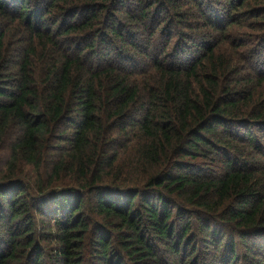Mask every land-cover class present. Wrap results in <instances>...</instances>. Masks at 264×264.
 <instances>
[{"label":"trees","instance_id":"trees-1","mask_svg":"<svg viewBox=\"0 0 264 264\" xmlns=\"http://www.w3.org/2000/svg\"><path fill=\"white\" fill-rule=\"evenodd\" d=\"M264 0H0V264H264Z\"/></svg>","mask_w":264,"mask_h":264},{"label":"rangeland","instance_id":"rangeland-1","mask_svg":"<svg viewBox=\"0 0 264 264\" xmlns=\"http://www.w3.org/2000/svg\"><path fill=\"white\" fill-rule=\"evenodd\" d=\"M262 56H264V54H262Z\"/></svg>","mask_w":264,"mask_h":264}]
</instances>
